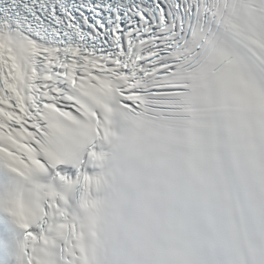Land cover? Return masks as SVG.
I'll list each match as a JSON object with an SVG mask.
<instances>
[{"label": "snow or ice", "instance_id": "1", "mask_svg": "<svg viewBox=\"0 0 264 264\" xmlns=\"http://www.w3.org/2000/svg\"><path fill=\"white\" fill-rule=\"evenodd\" d=\"M0 264H264V0H0Z\"/></svg>", "mask_w": 264, "mask_h": 264}]
</instances>
